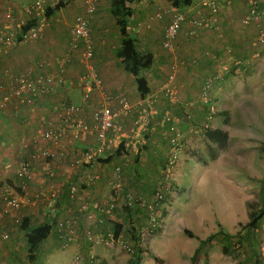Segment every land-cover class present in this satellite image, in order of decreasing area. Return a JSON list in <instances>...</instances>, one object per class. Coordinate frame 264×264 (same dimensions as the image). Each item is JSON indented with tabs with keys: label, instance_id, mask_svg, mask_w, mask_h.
<instances>
[{
	"label": "crops",
	"instance_id": "0c3cea01",
	"mask_svg": "<svg viewBox=\"0 0 264 264\" xmlns=\"http://www.w3.org/2000/svg\"><path fill=\"white\" fill-rule=\"evenodd\" d=\"M34 1L0 0V36L9 31L4 26L9 23L5 15L10 11V24H14V44H0V95L7 93L18 77L56 73L61 63L63 83L35 98L13 99L0 111V186H11L21 202L18 211L6 209L0 223L8 224L11 217L14 224L19 220L28 229L36 227L33 225L37 222L53 224L59 235V222L75 220L68 246L71 244L76 257L85 264H117L122 259L128 262L121 249L131 252V256L137 253V264H155L154 258H162L159 251L166 239L165 247L169 245L161 262L190 264L198 240L216 232L202 248L196 264H264L259 252L252 249L257 241H253V231L244 229L247 203L257 180L254 165L245 161L254 160L256 144L264 142V138L256 136L260 133L256 124L262 119L264 104L255 97L264 92V43L257 42L259 32L264 31V0H258L261 20L248 26L242 24L248 13L247 0H217L213 26L206 24L212 13L201 0H188L189 4L178 0L177 8L169 0L128 1L130 16L126 18L125 30L132 39L135 38L131 33H135L138 50L151 56V65L139 72L148 88L145 95H140L134 77L116 57L121 35L111 0H96L95 11L87 16L92 44L87 64L98 84H92L84 102L76 79L85 72V62L79 60V51L71 52L69 57L65 52L75 17L86 14V0H45L52 12L45 17L47 23L41 37L23 42L20 30L31 18L21 10ZM176 12L186 19L174 38L172 50L166 51L161 45L162 30ZM153 14L163 20L156 24L151 19ZM195 18L207 21L195 26L191 22ZM73 62L81 68L74 76ZM212 75L218 80L207 93L209 101H203L204 81ZM167 83L175 92L172 102L162 90ZM121 100L128 106L127 112L116 120L123 127L119 132H108L111 145L99 157L109 159L71 167L81 150L95 145L93 111L103 103L112 110H121ZM63 104L77 106L76 117L92 133L81 132L76 138L67 136L57 141L46 136L58 125ZM249 111L259 112L260 116L247 115ZM170 126L180 134V148L168 176L165 160L172 136ZM120 143L125 152L113 154ZM42 151L52 157L40 156L30 162L32 176L24 180L22 194L16 169L32 154ZM10 159H16L12 174H8L6 166ZM115 167L119 168L118 184L110 187L106 181ZM95 175V180H88ZM207 186L211 187V196ZM156 192L162 193V199L153 210ZM184 194L187 202L182 200ZM187 206L219 208L217 214L207 210L210 217L202 211L199 221L202 228L208 227L200 237L184 220ZM152 217L155 226L150 222ZM115 223L122 227L116 237ZM19 229L24 235L26 231L20 226ZM88 234L108 236L110 240L90 243ZM175 234L181 242L197 240L191 252L171 243ZM2 235L6 238L2 239ZM50 235L51 231L44 241ZM14 238L11 236L4 243L5 248L14 247ZM7 239V234L1 232L0 242ZM92 255L96 259L88 260Z\"/></svg>",
	"mask_w": 264,
	"mask_h": 264
},
{
	"label": "built area",
	"instance_id": "2783aa9c",
	"mask_svg": "<svg viewBox=\"0 0 264 264\" xmlns=\"http://www.w3.org/2000/svg\"><path fill=\"white\" fill-rule=\"evenodd\" d=\"M201 3L209 8L212 16L208 21L195 18L191 19V22L195 26H200L205 21H207L206 24L213 26V24H216L215 13L218 11L217 0H201ZM247 3L248 13L242 20V24L244 26H248L253 22L258 23L262 18L258 0H247ZM95 5L96 0H86V14L75 17L70 29L69 48H67L65 52V56L69 57L71 55V52L79 51V60L82 63L85 62V72L78 74L76 79V82L82 91V102L87 100V98L89 97V93L92 89V84H98V81L94 79V72L92 68L89 66V64H87L92 55V44L89 38L87 16L95 11ZM46 8L47 4L45 0H36L32 4L24 6L22 8L21 11L25 15L29 16L31 20H33V22L23 31L20 30L21 41L33 42L41 37L43 28L47 23V19L45 18L46 16L44 15V13H46ZM5 18L7 22L9 21V23H7L4 28L9 31L0 36V44L3 46L14 44V32L11 29L12 25L14 24H10V20H12V11L8 12L5 15ZM185 19V15L180 12H176L172 15L170 21L162 30L161 45L164 50H172L174 38L176 37L178 31H180L181 25L185 21ZM17 23L15 24L19 27L22 26L21 24ZM257 40L258 43H264V31L259 32ZM62 72L63 66L61 63L56 73L41 74L33 78H29L26 76L18 77L15 81V85L7 93L0 95V111H3L13 99L22 100L27 98H35L37 96H41L43 94L51 92L55 86H60L63 83L61 76ZM217 80L218 77H216V75L208 76L206 78V80L204 81V93L202 95L203 101H209V96L207 93H209V90L212 88L213 83ZM162 90L164 91L169 101L172 102L176 99L175 92L168 83L163 85ZM120 103L121 110H112L107 106V104L103 103L93 111L92 118L95 122V126L93 127V136L95 139V145L81 150L78 156L73 161H71V167L75 168L81 164L89 163L102 156L103 153L109 149L111 141L109 139L108 132L112 129L116 130L117 132L121 131L123 126L121 127L120 124H117L116 120L119 115H121L122 113H126L128 110V106L124 101L121 100ZM210 108L213 112V108ZM78 110L79 108L77 106L63 104L60 108V111L58 112V125L52 128V130H48L45 135L57 141L67 136L76 138L81 132L92 133L91 129L88 128L82 122V120L76 117ZM169 130L172 132V136L169 138L170 148L168 150V156L165 162V166L167 168L166 175L168 176L170 175L169 169L175 164L177 160V154L180 148L179 132L176 131L175 127L173 126H170ZM40 156H43L44 158L52 157L51 153H48L46 151L34 153L30 156L29 161L21 162L16 169V178L20 180L18 188L22 194L25 192L24 180H29L32 176V165L30 162L37 160ZM46 165H48L47 162ZM118 169V167H115L110 173V176L106 181V184L108 186H117L119 173ZM97 177L98 176L96 175L91 176L88 178V180L93 181ZM70 191H73V187L70 188ZM154 198L153 210H156L157 205L160 204L159 202L162 199V193L156 192L154 194ZM0 202L3 205V209H0V221L4 218L6 209L18 211L21 206L19 195L11 186L7 184L0 186ZM153 220L154 217H152V220H150V222L153 226H155V222ZM19 222V220L15 221V223ZM72 223V219H66L58 223L60 233L59 235L61 236L62 246L64 247H66L72 239ZM260 229L262 231V234L264 235L263 220L261 221ZM5 238L6 236L2 235V239ZM86 239L90 243L109 242L108 240H110L108 236L103 238L102 236H93L91 234L86 235ZM261 251V257L262 259H264V247H262Z\"/></svg>",
	"mask_w": 264,
	"mask_h": 264
},
{
	"label": "rangeland",
	"instance_id": "374dc122",
	"mask_svg": "<svg viewBox=\"0 0 264 264\" xmlns=\"http://www.w3.org/2000/svg\"><path fill=\"white\" fill-rule=\"evenodd\" d=\"M156 14L152 15V20L156 22V24H159L163 18L162 17H158L155 16ZM131 35L137 39L138 37L136 36L135 33H131ZM139 43H143V40H140ZM72 70L74 71L73 75L78 74L81 71L80 68V64L78 65L77 63H72ZM261 94L259 97L258 95ZM76 95V94H75ZM258 95L255 96L256 98H260L261 99V103L264 104V92H258ZM254 110V109H253ZM250 114L252 116H260L259 112L256 111H249L247 113V115ZM257 126H259L258 130H260L258 134H256V136L259 137L260 140H262L264 138V134L262 133L264 131V113L262 115V119L261 121L258 122V124H256ZM257 131V130H256ZM264 143V142H263ZM257 148H256V155H255V159L254 160H249V161H245L247 163H252L254 165V173L255 175H257V180H255V185L253 186V194L252 197H249V201H248V206H247V210H251V209H255L257 207H261L264 204V200L262 201V198L264 197V149L262 148V144L257 143L256 144ZM16 160V159H15ZM15 160L10 159L9 163L6 165L7 166V170L9 171L8 174H12L13 170L15 169ZM166 161V160H165ZM250 167V166H249ZM211 187L207 186V191L209 193V195L211 196ZM188 191L185 193L187 194ZM182 195V200L187 202V197L186 195ZM212 198V197H211ZM191 200V198H189ZM196 200V199H195ZM212 202V201H211ZM34 208V207H33ZM207 210H210L211 214L218 213L219 208H202L197 206V207H192V208H188V206L186 207V211L183 213V217L184 220L186 221V224L188 226V228H190L196 235H198L199 237L202 236L205 233V229H207L208 226H205V228H202L201 226V222L199 220H202V211L205 213V216L210 217V213L207 212ZM237 212L239 211V209H236ZM242 210V209H241ZM240 212V211H239ZM172 213V212H171ZM243 213V212H240ZM14 218V216L12 217ZM264 221V214L261 216V218L258 220L255 228H253V233L255 235V237H253V241L256 243H254L253 245H251L253 248L252 249H256L259 252V255L261 256V249L262 247H264V235L262 234V231L260 229L261 227V221ZM74 222L72 223V230H73V226H74ZM4 224H6L8 227H3ZM38 224H40L39 222L35 223L33 226H37ZM2 225V226H1ZM20 226V222L17 224H14L13 221H11V217H10V222L7 223H0V233H6L8 236L7 241L5 242H0V247L5 248L6 246L4 245V243H7L9 241V238L11 240V236L13 237V234H17L16 235V239H15V243H13V248H11V246L5 248V249H1L0 250V264H85V261L83 262L82 259H79L78 257H76V252L73 251V248L69 245H67L66 247L62 246V239L61 236L57 234L56 228L52 227L51 230V235L49 237V240H46L43 242V244H41L38 248L37 251L33 252L32 255V260H28V252H27V248H26V244L24 243V235L23 232L19 229ZM75 228V226H74ZM257 231H256V230ZM247 230V229H246ZM249 230V229H248ZM12 234V235H11ZM55 235V238L53 237V235ZM106 237V236H105ZM104 238V237H103ZM166 241H168L167 239L165 240V244L164 246L160 249L159 251V255H162V258H154L153 261L155 264H165L162 263L161 261H163V259L165 260V254H167V247L169 245V243H167V247L166 246ZM190 242H181L178 241L177 235L175 234L173 236V240L171 243H174L177 246H181L184 248H187V251H190L194 248L195 244L197 243V240L194 239H190ZM199 241V240H198ZM4 245V247H3ZM12 252H9V251ZM255 250V251H256ZM121 255L128 259L127 260H123L120 261L117 264H129V261L131 259V252H125L124 250H120ZM94 256L89 257L88 260H95L96 257ZM83 258V256H80ZM84 259V258H83ZM188 256H187V260H188ZM82 260V261H81ZM184 261V260H183ZM182 261V262H183ZM161 262V263H160ZM114 264V263H113Z\"/></svg>",
	"mask_w": 264,
	"mask_h": 264
},
{
	"label": "trees",
	"instance_id": "16d2710c",
	"mask_svg": "<svg viewBox=\"0 0 264 264\" xmlns=\"http://www.w3.org/2000/svg\"><path fill=\"white\" fill-rule=\"evenodd\" d=\"M130 0H111L112 5V12L116 15L118 20V25L120 27V43L119 48L116 51V57L118 58L120 64L122 65L123 69L127 71L129 74H131L134 77L136 88L140 95H145L148 91V88L146 86V82L142 76L139 75V72L143 68H148L151 65V56L147 53H143L142 51L138 50L137 45L135 43V39H132L128 36L126 30H125V24H126V18L130 16V10L127 7V2ZM171 2V5L174 7H178V0H169ZM183 4H189L188 0L184 1ZM52 12V7L46 8V13H44L45 16H47L48 13ZM33 20H29L24 26L21 27V31L26 29L29 25H31ZM262 148L264 149V143H262ZM121 152H125V146L123 143H120L117 145V147L113 150V154H118ZM111 156V155H110ZM109 159V156L107 158H96L95 160L89 162H103ZM264 198H262V201ZM264 214V204L261 207H257L255 209H251L247 211V217L248 221L246 225L244 226V229L253 230L255 228L258 220L261 218V216ZM53 224H43L38 225L32 229H28L24 222L21 223L20 228L25 230L24 234V240L27 247L28 252V260H32L33 252L37 251V248L40 246V244L47 238L49 235ZM121 224L115 223L113 228V236L116 237L118 233L121 230ZM185 233L191 237L192 234L189 231H185ZM217 233V232H216ZM208 235L205 239H200L198 241V245L195 248L193 254L190 257V264H196L200 257V252L202 251V248L208 244L211 239L214 238L215 234ZM221 233V231H218V234ZM223 234V233H221ZM225 237H227V234H224ZM222 251L225 253V249L223 248ZM138 254L134 253L131 256V259L129 261V264H137L138 263Z\"/></svg>",
	"mask_w": 264,
	"mask_h": 264
}]
</instances>
